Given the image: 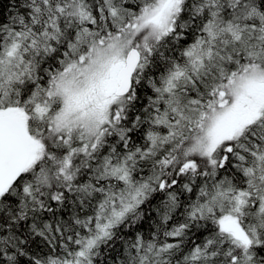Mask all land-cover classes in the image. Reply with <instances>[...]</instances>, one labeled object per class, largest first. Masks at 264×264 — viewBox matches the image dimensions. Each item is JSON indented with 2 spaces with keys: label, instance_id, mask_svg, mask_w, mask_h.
I'll list each match as a JSON object with an SVG mask.
<instances>
[{
  "label": "snow or ice",
  "instance_id": "6c2138e0",
  "mask_svg": "<svg viewBox=\"0 0 264 264\" xmlns=\"http://www.w3.org/2000/svg\"><path fill=\"white\" fill-rule=\"evenodd\" d=\"M0 264H264V0H0Z\"/></svg>",
  "mask_w": 264,
  "mask_h": 264
}]
</instances>
